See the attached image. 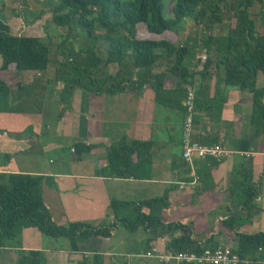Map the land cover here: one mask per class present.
I'll list each match as a JSON object with an SVG mask.
<instances>
[{
    "label": "crops",
    "instance_id": "1",
    "mask_svg": "<svg viewBox=\"0 0 264 264\" xmlns=\"http://www.w3.org/2000/svg\"><path fill=\"white\" fill-rule=\"evenodd\" d=\"M180 43L189 48L183 61L186 78L169 71L173 57L158 64L164 56L152 67V74L162 77L158 92L150 84L113 95L68 88L50 64L44 71L0 69L9 87L6 99L0 100V173L40 176L43 204L56 224L111 230L108 236L80 239L74 248L66 237L26 227L19 245L0 247V264H162L148 253L153 247L169 248L171 239L180 235L174 226L193 227L200 245L236 248L235 233L222 224L229 216H235L238 232H264V154L249 159L242 155L264 150V133L243 149L252 134V95L225 86L218 63L204 68L214 53L202 44ZM188 84L195 89L197 105L192 139L231 151L221 161L195 159L192 172L181 158L182 102ZM257 86L264 103V73L258 74ZM117 141L149 143V155L141 151L140 157H131L128 168L134 175L110 174L107 155ZM75 144L91 149L77 158ZM241 171L251 176L257 192L248 218L242 197L230 194ZM162 197L168 200L157 213L161 225L129 230L122 223L133 220L140 202ZM112 201L119 202L117 212Z\"/></svg>",
    "mask_w": 264,
    "mask_h": 264
},
{
    "label": "trees",
    "instance_id": "2",
    "mask_svg": "<svg viewBox=\"0 0 264 264\" xmlns=\"http://www.w3.org/2000/svg\"><path fill=\"white\" fill-rule=\"evenodd\" d=\"M255 2L261 3L263 0H232L228 8L235 27L219 39L210 34L202 41L207 53L216 54L214 59H207L204 68L218 63L222 67L225 86L247 90L252 95V134L245 141L244 150L252 144L254 137L264 133L263 90L257 86L258 74L264 73V35L257 32L250 17L249 9ZM207 4L212 6L213 18L206 25L210 29L214 20H220L226 0H176L171 19L163 15L164 0H56L51 10L52 22L57 27L74 30V37L81 35L88 42L84 48L69 51L68 59H65L62 50L59 52L56 76L68 88L80 87L109 95L137 90L145 84H150L158 92L162 77L152 74L154 64L164 56L173 57L169 71H179L180 77L185 79L183 61L189 54L188 46L176 45L175 41L164 35H177V26L188 17L199 23L205 14L202 7ZM138 24L145 25V35H139ZM97 28L104 32L96 34ZM0 57L1 70L11 67L20 71H44L51 62L49 46L38 37L13 34L3 21L1 12ZM110 66L117 67L115 73L108 72ZM8 90L7 83L0 78V100L6 99ZM149 146V143L137 141L114 142L107 155L110 174L115 177L134 175L132 168H128L132 155L141 156V151L149 155ZM73 147L77 158L91 149L83 144ZM41 180L40 176L35 175L0 173V247L19 245L21 233L26 227H34L49 236L66 237L74 248L80 239L89 235L110 234V228H94L80 223H70L65 227L53 222L43 204ZM234 183L237 185L232 186L230 194L242 197L241 206L248 218L254 211L255 185L251 176L243 171L234 178ZM167 200V197H162L142 201L134 208L133 220L125 218L121 221L129 230H134L138 225H161L157 213L167 206ZM118 205L117 201L111 202L114 212H117ZM234 221L235 216H229L222 224L237 237L235 250L239 264H264V232H238L233 227ZM174 228L179 229L180 235L171 239L170 249L201 250L197 239L192 236L193 227L179 225Z\"/></svg>",
    "mask_w": 264,
    "mask_h": 264
},
{
    "label": "rangeland",
    "instance_id": "3",
    "mask_svg": "<svg viewBox=\"0 0 264 264\" xmlns=\"http://www.w3.org/2000/svg\"><path fill=\"white\" fill-rule=\"evenodd\" d=\"M1 1L3 2L1 3L3 6L0 5L1 15L10 25L13 34L38 37L49 46L51 59L49 67L51 70L58 68L57 66L59 65L56 60L61 50L66 55L65 59H68L69 57L67 54L69 51H76L80 47L84 48L88 45L85 37L81 35L74 37V30L69 31L67 28L57 27L52 22L51 10L56 0H0V2ZM231 2L232 0H226V6L223 7L220 20H214V23L210 25V29H207L206 25L210 24L213 18L211 14L212 6L211 4H207L202 7L205 14L200 19L199 23H196L191 17H188L177 26V35H164V37L175 41L176 45H180V42L183 40L202 44V41L210 34L216 36L217 39L226 36L229 29L235 27L232 13L229 12L228 8ZM175 3L176 0H164L163 15L165 18H173ZM249 12L250 17L255 23L257 32L264 35V0L261 3L255 2L249 9ZM137 29L139 35H145L146 27L144 24H138ZM103 32L104 31L100 28L96 30V34L98 35ZM99 47L103 51L104 48L100 44ZM215 55L214 53L212 56L213 59ZM164 59L167 58H162V61L157 63H164ZM60 60L62 59L60 58ZM116 69L117 67L112 66L107 68L109 73H115ZM182 111L184 114V108Z\"/></svg>",
    "mask_w": 264,
    "mask_h": 264
},
{
    "label": "built area",
    "instance_id": "4",
    "mask_svg": "<svg viewBox=\"0 0 264 264\" xmlns=\"http://www.w3.org/2000/svg\"><path fill=\"white\" fill-rule=\"evenodd\" d=\"M206 58V54L201 56L202 60H206ZM185 94L182 102L184 115L181 134V158L192 172V164L195 159L221 161L229 156L231 151L221 144L205 145L192 139L196 114V93L194 87L189 84L186 85ZM257 154H264V150L250 149L242 152L246 159L252 158ZM196 181L197 178L194 176L193 183H196ZM200 246V251H176L170 248L159 250L157 247H153L148 255L156 256L162 264H239L240 262L239 256L233 247L222 244L215 246L201 244Z\"/></svg>",
    "mask_w": 264,
    "mask_h": 264
}]
</instances>
